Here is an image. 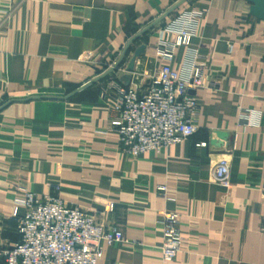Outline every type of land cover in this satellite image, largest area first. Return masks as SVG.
<instances>
[{
    "label": "crops",
    "instance_id": "0c3cea01",
    "mask_svg": "<svg viewBox=\"0 0 264 264\" xmlns=\"http://www.w3.org/2000/svg\"><path fill=\"white\" fill-rule=\"evenodd\" d=\"M181 1L0 0V250L19 242L11 217L21 214L15 200L26 188L122 231L126 243L102 244L98 264H162L165 214L179 216L184 240L170 264H264V18L248 0L185 1L131 45L117 70L77 91ZM200 10L207 15L191 45L171 63L183 75L194 60L205 65L196 132L159 152L123 154L107 84L142 86L160 65L150 50L160 32ZM141 46L145 54L127 73ZM35 97L53 99L28 100ZM242 111L255 123L240 125ZM222 159L229 192L214 181Z\"/></svg>",
    "mask_w": 264,
    "mask_h": 264
},
{
    "label": "built area",
    "instance_id": "2783aa9c",
    "mask_svg": "<svg viewBox=\"0 0 264 264\" xmlns=\"http://www.w3.org/2000/svg\"><path fill=\"white\" fill-rule=\"evenodd\" d=\"M206 15V10L184 12L160 32L150 46L160 65L142 86L114 81L107 84L112 93V114L118 120V149L123 154L137 158L159 152L196 132L199 108L195 94L206 87L205 65L194 60L183 75L171 63L178 47L191 45L195 27ZM228 49L231 52L232 47ZM239 121L243 126L255 123L246 111L240 113ZM214 181L225 192L230 191L227 159L215 167ZM54 190L58 191V186ZM15 205L21 214L15 213L11 219L20 239L11 248L0 250L3 264H98L103 257L102 244L110 247L126 243L118 228L103 226L95 213L68 205L59 197L38 196L19 188ZM113 208V204H108L107 210ZM160 224L161 262L170 264L184 248L179 216L165 214ZM259 231L264 234V216Z\"/></svg>",
    "mask_w": 264,
    "mask_h": 264
},
{
    "label": "water",
    "instance_id": "95a60500",
    "mask_svg": "<svg viewBox=\"0 0 264 264\" xmlns=\"http://www.w3.org/2000/svg\"><path fill=\"white\" fill-rule=\"evenodd\" d=\"M185 1L187 0H183L180 3L176 4L173 8H171L168 12H166L163 16H161L158 20H156L153 24H151L150 26H148L147 28H145L143 31H141L139 34H137L134 38H132L127 45L125 46L119 60L113 65L112 68H110L105 74L101 75L100 77L92 80L91 82H88L87 84H85L84 86H82L81 88H79L77 91H80L84 88H87L89 86H91L92 84L104 79L106 76H108L110 73H112L114 70H116L121 63L123 62L124 58L126 57V55L129 53V49L131 47V45L143 34H145L146 32H148L149 30H151L155 25H157L158 23H160L163 19H165L167 16H169L172 12H174L175 10H177ZM251 4H252V8L250 10V13L258 18V19H262L264 18V0H248ZM146 48L145 46H141L139 47L133 54L129 65L127 67V73H132L134 70V64L135 61L137 59H139L140 57H142L145 54ZM128 78H125V80ZM127 86V85H126ZM36 99H53V98H43V97H35V98H30L28 100H36ZM26 100V101H28ZM218 138L221 141H224L226 138H228V136H226L225 134H218ZM220 146V145H219Z\"/></svg>",
    "mask_w": 264,
    "mask_h": 264
},
{
    "label": "rangeland",
    "instance_id": "374dc122",
    "mask_svg": "<svg viewBox=\"0 0 264 264\" xmlns=\"http://www.w3.org/2000/svg\"><path fill=\"white\" fill-rule=\"evenodd\" d=\"M113 67V65L111 66V68ZM119 68V67H118ZM117 70V69H116Z\"/></svg>",
    "mask_w": 264,
    "mask_h": 264
}]
</instances>
